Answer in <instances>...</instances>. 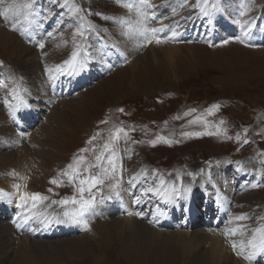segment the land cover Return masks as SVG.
Listing matches in <instances>:
<instances>
[{
	"label": "rangeland",
	"instance_id": "1",
	"mask_svg": "<svg viewBox=\"0 0 264 264\" xmlns=\"http://www.w3.org/2000/svg\"><path fill=\"white\" fill-rule=\"evenodd\" d=\"M129 1L68 0L66 5L65 0H37L33 22L25 26V34L21 31L22 24H17L16 30L12 28L17 20L22 22V16L14 13H10L8 19L0 16V148L4 153L0 158L6 153L19 152L16 150L26 145L28 139L40 145L37 154L30 152L31 158L26 159L22 154L16 158V163H12L14 166L5 164L6 167L0 169V185L7 182L18 184L21 190L48 197L28 212L17 204H9V210L1 214L0 222L12 227L10 235L15 242L11 243L12 251L4 257L6 261H0V264H196L194 257L199 255L206 258L203 264H216L207 258L206 250L209 252L211 248L208 241L203 244L190 242L192 246L186 241L184 246L172 241V247L166 243V238L159 242H156L158 239L146 241L144 238L147 236L139 234V227L133 233H125V229L129 230L120 218L129 211L123 208L116 209L119 214L104 211L103 205L117 204L114 200L120 197L118 192L143 194L148 188H159L166 178H172L180 185L184 178L190 182L197 181L195 184L204 183V189L195 193L201 200L198 206L204 208L210 199V204H223L226 214L225 222L218 226L211 223L206 229L247 226L244 235L237 232L231 235L230 241L239 244L243 240L246 243L252 229L264 225V220L258 219L264 217V0H251V3L248 0H208L207 4L201 0L199 7L196 0H147L146 3L132 0L139 6L135 16L145 13L153 19L147 30L158 23L168 26L167 34L159 32L156 36L170 44L169 47L157 45L148 49L149 58L133 65L126 62V55L114 45V36H108L109 46L102 38L105 31L114 34V18L130 12L124 6ZM24 2L5 0L0 8L12 3L19 6ZM214 3L219 10L204 16L200 8L211 9ZM73 7L80 9L79 13L72 14L70 9ZM241 12H244L243 16ZM245 21L250 22L251 35L245 43H240L235 37L241 36L240 24ZM81 27L84 37L77 34L74 38V33ZM172 28L185 35L175 41L169 36ZM256 36L261 37L260 40L256 41ZM219 40H228V43L218 44ZM150 41L142 45L146 47ZM40 44L44 47L41 48ZM105 47L109 50L112 47L113 51L117 48L125 60L123 58L120 60L123 62L108 66V62L100 58ZM73 51L83 59V74L87 72L86 63L90 70V77L87 79L86 76L85 81L78 74L65 75L56 71V66H63ZM52 76L56 79L53 80ZM213 104L220 107L209 115L206 110ZM193 108L197 111L184 115ZM196 116L203 119L189 123ZM120 127L127 134H121L118 141H112L122 158L123 172L116 176L119 184L113 189L109 185L115 181L107 180L102 191L96 193L97 203L86 217L87 227L74 223L64 216V212L73 205L52 203L72 196L79 186L78 181L74 185L62 173L76 155H85L89 162L95 163V156L104 151L103 144ZM218 129L219 134H207L216 133ZM185 132L204 134L186 137L183 135ZM97 133L99 135L93 142L96 151L80 153L81 149L93 147L88 141ZM157 137H164L172 143L164 140L150 143ZM245 140L248 143H244ZM17 165H24L25 170L24 178L19 181ZM90 171L95 175L99 169ZM202 172L205 173L200 177ZM136 175L138 181L142 177V184H133L130 190L125 182L128 179L133 182ZM53 178L61 183H50ZM171 182L168 180L166 187H172ZM241 184L245 190H238ZM253 184L257 187H252ZM184 191L186 194L176 196L174 202L183 204L182 199L191 189ZM146 199H149L148 195L144 203ZM33 211L38 214L34 218L40 222L33 226L39 228L43 225L42 229L48 232L34 234L32 239L48 241L50 246L30 257L28 251L19 249L18 239L28 236L20 230V225L24 222L23 216H30ZM137 211L136 218L154 224L153 210H149L147 205ZM241 214H247L248 219H234ZM217 216L215 214L211 219ZM45 217L52 222L47 223ZM196 219L205 223L207 218L198 213ZM156 226L166 231L177 227L181 231H190L185 225L176 223L170 225L171 228ZM197 228L204 227L199 225ZM82 234L90 237L92 248L78 249L73 245L65 247L58 244L60 240L78 238ZM163 236L171 239L168 235ZM177 238L180 237L175 236ZM194 244H198L195 249ZM230 244L231 248H228L234 260L231 258L229 264H239L236 260L240 257L244 264H264V253L248 260L245 253L250 251L249 248L242 253L239 248L232 247V242ZM185 246H191L190 253Z\"/></svg>",
	"mask_w": 264,
	"mask_h": 264
},
{
	"label": "bare ground",
	"instance_id": "2",
	"mask_svg": "<svg viewBox=\"0 0 264 264\" xmlns=\"http://www.w3.org/2000/svg\"><path fill=\"white\" fill-rule=\"evenodd\" d=\"M129 2L132 3L133 1L130 0ZM132 4H133V8L130 10V12L125 11L126 13L123 12V13L119 14V16L114 18V20H115V23L113 21V23H114L113 27L115 28L114 34H110V31L108 30V32L105 31L102 34V38L104 40H106L105 44H107L109 46V44H111V42L108 41L109 40L108 36H114L115 37L113 39L114 45H117L118 48L123 51V54L126 55V60H127L126 62L127 63L130 62L133 65V64L141 62L144 58H149L148 57L149 53L147 51L148 49L150 50L152 48H156L157 45H159V47L164 46V45L169 47L168 45H170V44L166 43L163 39H159L160 43L156 42L157 36H152L150 32H147V26H148V24H152L153 19L148 17L145 13H142L140 15L135 16V14L137 13V8H139V6L134 4V3H132ZM162 23H163V21H162ZM163 25H165V24L158 23L157 25H154V27H150V29L161 28ZM150 29H148V30H150ZM117 30H119V32ZM168 31H169L168 29L164 28V30L160 33L161 34H167ZM170 31H171L170 32L171 35H169V36L172 37L173 39H175V41L180 39L181 36L185 35L182 31H179L178 29L175 30L174 28H172ZM33 32H34V30H33ZM124 32H127V34L124 35L123 34ZM146 32H147V36H148L147 39H145ZM172 32L176 33V35L173 36ZM118 33H119V35H118ZM210 37L212 38V35ZM150 39L152 40V42L150 41ZM147 40L150 41L151 43L148 42L149 45H146V47H145V45L143 46L142 43L146 42ZM174 42L172 45H174ZM82 43H84V41ZM143 47H144V49H143ZM103 48H104V46H103ZM110 49L111 50L106 49V47H105L104 53H101L100 58H103L104 62H108L107 63L108 66L116 65L118 62H123V61H120L124 58V57L122 58V56H121L122 54L120 53V51L117 48L115 51H113L114 48L112 49V47H110ZM140 49H143V50H140ZM70 57H68L67 60L70 59ZM79 57L77 59L83 63L82 57L81 56H79ZM131 57L133 58V61H131L132 60ZM128 58H130V60H128ZM123 60H125V58ZM85 66H86L87 72H85L84 74L82 72V69L76 71L75 73H70V69H68L67 66H64L65 75H67V74H78L80 79L85 81L86 76H87V79H89V77H90V70L87 67V63L85 64ZM100 69H104V67L100 68ZM98 71H100V70H98ZM97 84H96V86H97ZM45 99H47V98H45ZM36 109H37V107H36ZM31 115H34V114H31ZM39 132L40 131H38V133ZM15 139H16V137H15ZM10 142H11V140H10ZM32 144H35V143L33 141L30 142V139H28V142L26 143V145H24L21 149L16 150V152L17 151H19V152L15 153V154L6 153L5 156H3V158H0V165H1L0 169L5 168L6 167L5 164H7L8 167H10V166L12 167V165H13L12 163H16L15 160H16V158L20 157L19 155L22 156V154H24L26 156V159H27V157H30V156L32 157V154L35 155L37 150L40 148V145L35 144V145H33V147H32L33 149H32V148H30ZM30 149H32L33 152ZM0 155H4L3 150H1V148H0ZM15 155H16V157H15ZM12 161H15V162H12ZM30 161L32 162V160H30ZM31 162H27V164L30 165V164H32ZM23 166L24 165H22V166L17 165V167H16V171L18 170V173H19V176H18L19 179H17L18 181L24 178L22 176V174L25 171L23 169ZM25 167H27V165ZM142 169L143 168H141L140 170H142ZM204 173L205 172H203L202 175H204ZM147 174H148V172H147ZM146 177H144V178H146ZM141 179H142V177H141ZM141 179L138 181L137 176L133 179L134 180L133 182L128 179L125 182L126 186L129 187L130 190H132L133 184H135L136 186H138V184H142ZM168 180L172 181V178H166V180L164 181V184H161V188H159L161 192H163L165 189L169 190V195L167 198L164 196H161V195H157V194L152 193V192H150L149 194L146 192H143V194L132 192L131 194L127 195V194H123V192L120 191L117 193V194H120V197L117 196V199L114 200V201H116L117 204L103 205L104 208L103 207L102 208L104 209V211H106L109 214H115L116 212L118 213L119 211H117L116 209L121 210L122 208L124 210L129 211V213L121 215L122 218H120V219H122V221L125 222L124 225L129 230V231H127L125 229V231H126L125 233H127V234L129 232L133 233L134 230H136V227H139L141 229L139 234L146 235L147 237L144 238V240H146V241H149L151 239H153L155 241V239H158V241H156V242H159L163 238H166L165 241L169 245L172 244V241H174L177 243L178 242L183 243V246H184V241L188 242V245L189 244L191 245L190 242L196 241V242H200L201 244H203V243H207L206 241H208V243L209 242L211 243V244L209 243V247H211V248L209 249V252L206 250L207 258L208 259L210 258V260L216 264L217 263L229 264V262L231 261V258H232V255H231L229 248H228V247L231 248V244H230V242H232V241H230L231 235H226L225 234L226 229H224V228H220L219 230H217V229H206V227L208 225H210L211 223L214 224V222H215V226H218V224L225 222L226 214H225V211L223 209L224 205L223 204H216V203L210 204V199H208L207 200L208 204H204V208H200L198 206L199 203H201V200L196 198L195 193L200 192L201 190L204 189V183H202L201 181L196 184V187L191 188L192 184L194 182H189V181L187 182L185 180L183 181L182 185L176 184L172 181L171 183L173 186L172 187L171 186L166 187V183ZM13 185L14 184L11 185V183H8V182H7V184H3L2 186L0 185V190H2V191H0V204H2V205H0V216L1 217H2V215H1L2 213H5L9 210V206H8L9 204L19 205L21 203L20 196L22 194L33 193L31 191L27 192V191H24L23 189L21 190L20 188H19V190H17V188L13 187ZM173 187H175V189L179 193L178 195H180V193H182L183 190H187L189 188L191 189V191H189L188 195H186L185 198L182 199L183 204H180V202H176V201L174 202V204H165L164 203L165 199L167 201H173V199L176 196H178V195H172L171 194V189ZM242 190H243V188H242ZM147 195L149 196V199H146L145 203H144V199L146 198ZM152 196H154V197H152ZM248 197H249V195H248ZM137 198H139V202H137ZM28 203H32L31 200H29ZM145 205H147V208L149 210H153V215H152L153 222H154L153 225L151 222H146V221L143 222V220L136 218V215L138 214L137 210L140 209L142 206H145ZM99 207H100V205H99ZM98 210L103 212L100 208H98ZM198 213L201 214V217L207 218L205 220L206 221L205 223H201V221L200 222L197 221L196 217H197ZM215 214H218V216L216 219L212 220L211 217L214 216ZM105 215H107V214H105ZM183 215H184V217H183ZM123 217H126V218L124 219ZM182 217H183V219H181ZM229 222H230V220H229ZM36 223H40L39 219L32 218V219H29L28 222H23L20 225L22 227V228H20V230H23V233L28 234V236L25 235V237H20V239H18L19 240L18 243H20L19 249L22 248L23 252L28 251V254H30L29 255L30 257H31V254H35L37 252L43 251V249H46L48 246H50V242H48V241L45 242V241H41L40 239H35V238L32 239L34 234H37V235H41L42 233L47 234L46 233L47 230L42 229L43 225H40L39 228L37 226H33ZM175 223L178 226L185 225L186 227L190 228L189 229L190 233L188 231H181L179 227H177L176 230L166 231V230H163V229L158 228L156 226L157 224H160V225L169 226L171 228L170 225H174ZM199 225L204 227V228H197ZM36 227H37V231L34 230ZM11 230H12V227L8 223L6 224V222H0V261L1 262L6 261V259L4 257L7 256V253L10 252L11 243L15 242V240H12V238H11V235H10ZM63 230L66 231L67 228L64 227ZM75 230L77 231V229H75ZM184 232H186V233H184ZM168 233H170V235ZM163 235H168L171 237V239H168L167 236H163ZM172 235H173V238H172ZM251 235H252V233L249 235L248 238H250ZM86 236H87V234H82L78 238L74 237V238H69V239H65V240H60L58 242V244H60V245L62 244V246H65V247L76 246L78 249L80 247H85V246L92 248L93 244L89 240L90 237H86ZM160 236H162V237H160ZM175 236L183 238L182 241H179L180 238L179 239L177 238V240H176ZM159 238H160V240H159ZM198 244H197V246H196V244L193 245L194 249L198 247ZM71 245H73V246H71ZM135 245H137V244H135ZM178 245L181 246V244H178ZM210 245H212V246H210ZM170 246L172 247V245H170ZM128 247L132 248V246H128ZM190 247L185 246L186 250L188 248L189 253L191 251ZM12 248H14V246ZM124 248H125V246H124ZM194 258L198 264H203V262L206 261V258L204 256L199 255V256L194 257ZM241 259H242L241 257H240V259H237V260L235 258V260L238 261L239 264H244L243 260H241Z\"/></svg>",
	"mask_w": 264,
	"mask_h": 264
},
{
	"label": "snow or ice",
	"instance_id": "3",
	"mask_svg": "<svg viewBox=\"0 0 264 264\" xmlns=\"http://www.w3.org/2000/svg\"><path fill=\"white\" fill-rule=\"evenodd\" d=\"M37 0H25V2L22 5H16L15 3L8 4L7 7L0 8V16L4 17L5 19L9 18L10 13H14L15 15H20L22 16L23 20L22 22L20 20H17L16 23L12 24L13 30L17 29V24H22V34H25L27 31V28L25 26H30L33 22V17L35 15V4ZM147 0H142V3H146ZM186 2V0H185ZM205 4L208 3V0H203ZM249 3H251V0H248ZM5 0H0V5L4 4ZM65 4H68V0H65ZM201 0H196V6H200ZM125 7H127L129 10L133 8V4L128 2L124 4ZM149 7H156L155 5H148ZM243 6V5H242ZM219 9L217 8L216 4L214 3L212 5L211 9L208 8H200L201 13L204 16H210L212 15L213 12L218 11ZM247 10V9H246ZM70 11L72 14L79 13L80 9L78 8H71ZM137 11H139V8H137ZM241 16L244 15V12L240 13ZM155 16V13H153V17ZM239 23V21H237ZM250 24L249 21H245L244 24H240V27L242 29L241 36L235 37L236 40H238L240 43H245L246 40L250 37L251 35V27L248 26ZM91 27V26H89ZM168 27L167 25H163L161 28H153L150 30H147V32H150L152 36H156V33L162 32L164 28ZM147 32L145 34V39L148 38ZM79 35L81 37H84L85 32L81 28L77 29V32L74 33V38L75 35ZM127 34V33H126ZM51 35V33H49ZM176 33H173V36H175ZM157 43H160L159 38L156 39ZM223 43H228V40H224ZM41 48L44 47L43 44L39 45ZM78 52L73 51L71 54L70 59L65 60L62 65H57L56 66V71L65 74V68L64 66H67L68 69H70V73H75L76 71L80 70L83 68V63L77 59L78 57ZM48 71L51 73L52 69H48ZM53 80L56 79L55 76L51 77ZM220 107L219 104H213L211 105L206 111L209 115L213 114L214 110H218ZM119 111H123V109H119ZM197 110L195 108L190 109L189 112H186L184 115L188 116L190 113H194ZM179 118V117H177ZM202 116H196L194 117L189 123H195L198 120H202ZM102 123H106V121H102ZM207 123V121H205ZM221 124L224 123V121H220ZM134 130V129H133ZM226 132V129L224 130ZM245 132H247V129H244ZM220 129L217 130L216 133H211L208 132V135H214V134H219ZM124 134L126 135V130L123 127H120L115 130V132L110 134L109 140L106 141L103 144V153L101 155H96L95 156V163H91L87 160V157L85 155H76L73 157V160L71 163L66 165V168L64 172L62 173L63 176L67 177L68 181L70 183H73L74 185L78 181L79 186L76 187V190L74 194L70 197H64L63 199L59 201H52L53 204H61V205H73V207L69 210H66L64 212V216L68 217L72 222L78 223V224H83L84 227H87V220L86 217L90 215L97 203L96 200V193L102 191V186H104L105 182L107 180H113L115 181L114 183L110 184L109 187L115 189L117 185L119 184V180L116 179L117 174H122L123 172V166H122V158L119 157L117 150L112 144V141H118L120 139V135ZM204 133H183L184 136H191V135H203ZM23 135V134H22ZM99 133L96 135L92 136L88 143L92 144L93 147L91 149H81L80 153H85L91 150L92 152L96 151V147L93 144L94 141H96L97 136ZM230 138V137H228ZM237 139L240 138L239 134H237ZM159 140H164L167 143H172V141L167 140L164 137H157V140L150 141V143L155 144ZM244 143H248L247 140L244 141ZM119 163V168L117 167V164ZM91 169H99L97 174L93 175L92 172L90 171ZM243 170V169H241ZM203 171V170H201ZM15 174V173H13ZM179 175V174H178ZM191 175V173H189ZM50 183L57 184L59 185L61 181H57L55 178L50 180ZM163 183V181H161ZM252 187H257V185L253 184L251 185ZM13 187L17 188L19 190L20 185L16 184L13 185ZM95 190V191H93ZM2 191V190H0ZM51 191V189H49ZM146 193L152 192L157 195H161L164 197H168L169 195V190L165 189L163 192L160 191L159 188L153 189V188H148L145 190ZM76 193H79V196L76 195ZM87 194V195H86ZM171 194L172 195H178L179 193L173 187L171 189ZM31 200V205L29 206L28 201ZM48 200L47 196H43L41 193H24L20 196V201L21 203L19 204V207L24 211L28 212L30 209H36L39 204L42 201ZM137 202H139V198H137ZM36 212H32L31 215H25L23 216L24 222H28L29 219H32L34 217H37ZM47 220V223H51V220H48L47 217L44 218ZM235 220H245L248 219L247 214H241L237 217L234 218ZM258 219L264 220V217H258ZM247 230L246 225H238L236 228H229L225 230L226 235H236L237 232H239L240 235H244L245 231ZM232 247L234 249L239 248V250L242 253H245V249L249 248L250 251L245 253V258L246 259H253L256 254L264 253V225H260L254 229H252V235L251 237L245 241L241 240L239 244H237L236 241H232Z\"/></svg>",
	"mask_w": 264,
	"mask_h": 264
}]
</instances>
